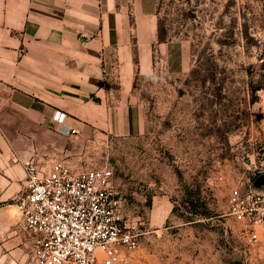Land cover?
<instances>
[{"label": "rangeland", "instance_id": "1", "mask_svg": "<svg viewBox=\"0 0 264 264\" xmlns=\"http://www.w3.org/2000/svg\"><path fill=\"white\" fill-rule=\"evenodd\" d=\"M159 1L169 40L135 77L141 132L66 137L54 159L112 169L138 235L128 264H264L228 215L264 158V0Z\"/></svg>", "mask_w": 264, "mask_h": 264}, {"label": "crops", "instance_id": "2", "mask_svg": "<svg viewBox=\"0 0 264 264\" xmlns=\"http://www.w3.org/2000/svg\"><path fill=\"white\" fill-rule=\"evenodd\" d=\"M156 8L157 0H0V264H32L14 205L25 175L13 159L57 160L72 136L59 133L55 112L77 135L141 132L135 77L165 45Z\"/></svg>", "mask_w": 264, "mask_h": 264}, {"label": "built area", "instance_id": "3", "mask_svg": "<svg viewBox=\"0 0 264 264\" xmlns=\"http://www.w3.org/2000/svg\"><path fill=\"white\" fill-rule=\"evenodd\" d=\"M66 119L64 112L53 115L61 135L76 136ZM13 162L25 175L14 205L32 264L129 263L138 235L124 218L111 168L82 169L66 160L42 164L16 155ZM256 171L231 189L228 215L239 226V238L264 253V188L253 186L264 174V158Z\"/></svg>", "mask_w": 264, "mask_h": 264}, {"label": "trees", "instance_id": "4", "mask_svg": "<svg viewBox=\"0 0 264 264\" xmlns=\"http://www.w3.org/2000/svg\"><path fill=\"white\" fill-rule=\"evenodd\" d=\"M189 5V3H187ZM159 8H160V1H157V8H156V16H157V42L158 43H166L169 38L167 37V33L164 28L163 22L159 19ZM194 14H192L193 16ZM194 17V16H193Z\"/></svg>", "mask_w": 264, "mask_h": 264}, {"label": "water", "instance_id": "5", "mask_svg": "<svg viewBox=\"0 0 264 264\" xmlns=\"http://www.w3.org/2000/svg\"><path fill=\"white\" fill-rule=\"evenodd\" d=\"M254 188L263 189L264 188V174L258 176L253 183Z\"/></svg>", "mask_w": 264, "mask_h": 264}]
</instances>
